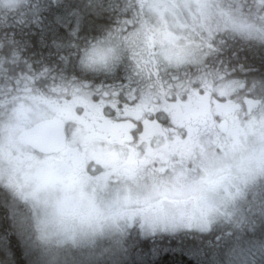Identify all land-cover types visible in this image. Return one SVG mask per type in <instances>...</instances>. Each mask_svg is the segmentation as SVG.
Returning a JSON list of instances; mask_svg holds the SVG:
<instances>
[{"label":"snow or ice","instance_id":"6c2138e0","mask_svg":"<svg viewBox=\"0 0 264 264\" xmlns=\"http://www.w3.org/2000/svg\"><path fill=\"white\" fill-rule=\"evenodd\" d=\"M0 264H264V0H0Z\"/></svg>","mask_w":264,"mask_h":264}]
</instances>
